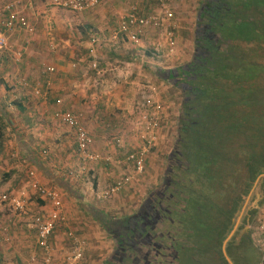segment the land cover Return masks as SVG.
<instances>
[{
  "label": "crops",
  "instance_id": "obj_1",
  "mask_svg": "<svg viewBox=\"0 0 264 264\" xmlns=\"http://www.w3.org/2000/svg\"><path fill=\"white\" fill-rule=\"evenodd\" d=\"M10 1L14 0H0V33L5 22L1 12ZM167 3L176 15L178 0ZM134 5L143 15L157 13L155 0H104L98 8L85 13L55 7L50 0H36L20 9L35 28L34 34L21 28L6 33L9 46L0 50V199L13 198L22 191L27 192L28 199L25 213L18 214L9 208L0 219V228H6L11 239L0 247V264H28L32 256L37 257L34 264H44L37 233L29 226L34 216L45 213L47 204L31 187V171H35L41 186L55 189L63 197L67 224L53 234V264H63L71 246L67 236L70 230L88 243L85 257L78 264H105L118 244L113 238L114 251L95 259L102 251L97 243L102 244L106 232L110 235L97 215L123 219L125 215L119 211H140L148 197L163 186L165 175L150 183L153 174L148 170L157 172L150 155L145 174L122 192L125 197L130 195L131 200L118 203L121 195L116 194L107 201L96 202L118 179L133 173L127 156L138 145V117L129 121L128 116H132L134 109L145 107L143 99L150 93L151 85L147 84L153 76L147 66L157 62L156 66L170 67L175 60H183L179 46L175 57L162 58L154 47V32L139 43H132L119 33L121 18ZM180 24L175 16L176 35ZM149 53L156 62L147 61ZM48 67L55 72L47 73ZM21 80H26L27 85ZM37 91L41 95H36ZM136 103L141 108L135 107ZM66 112L83 120L94 138V152L112 157L111 163L82 162L75 131L60 117ZM163 115L166 117V110ZM166 126L158 131L159 140L168 133ZM116 138L122 140V147L116 144ZM155 148L156 144L153 152ZM148 186L156 187L150 190ZM139 193L143 196L134 210L127 209ZM238 213L233 219L237 226L241 221H237Z\"/></svg>",
  "mask_w": 264,
  "mask_h": 264
},
{
  "label": "trees",
  "instance_id": "obj_2",
  "mask_svg": "<svg viewBox=\"0 0 264 264\" xmlns=\"http://www.w3.org/2000/svg\"><path fill=\"white\" fill-rule=\"evenodd\" d=\"M239 25L254 41L248 51L239 54L249 61L245 70H252L250 75L256 80L241 77L232 67L241 59L237 52H230L225 35ZM147 69L181 95L177 140L167 159L163 186L134 216L137 227L131 230L132 237L120 232L116 235L119 219L97 215L118 244L105 264H216L211 251L217 248L221 252L235 213L264 173V0H201L191 61L171 69L153 65ZM226 70H234L226 76L229 85L218 78ZM214 86L230 92L221 95L214 92ZM234 154L244 158L249 179L245 193L228 211L214 200L218 180H225L235 163ZM201 160L206 168H213L208 179L200 173ZM214 211L226 217L221 230ZM171 213L182 219L176 223ZM257 214L254 211L253 218ZM253 247L249 257L242 252L243 258L233 240L231 255L239 264H264L263 248L256 244L252 231L247 248Z\"/></svg>",
  "mask_w": 264,
  "mask_h": 264
},
{
  "label": "built area",
  "instance_id": "obj_3",
  "mask_svg": "<svg viewBox=\"0 0 264 264\" xmlns=\"http://www.w3.org/2000/svg\"><path fill=\"white\" fill-rule=\"evenodd\" d=\"M34 1L36 0H14L8 2L3 7L1 14L5 15V22L4 31L0 33V50L8 48L9 44L6 33L12 32L16 28L27 31L29 35L34 34L35 28L28 19L20 13L21 7L32 4ZM103 1L104 0H50L53 6L76 13L93 11L98 8ZM167 1L168 0H155L158 6L157 13L151 15H143L138 5H134L130 8L128 13L121 18L119 25V33L132 43H139L149 32H154L155 50L158 54L160 53L164 59L175 57L178 50V40L176 28L174 26L175 14L168 7ZM46 72L53 73L55 69L48 67ZM21 83L24 86L27 85L26 80H21ZM152 91H155V89ZM36 95H41L40 91H37ZM144 100L146 110L141 114L139 121L138 145L137 148L127 156V162L133 165V173L121 177L110 186L103 194V198L105 199L124 191L137 177H142L146 172V164L155 147L158 131L163 126L164 109L161 103L152 101V96H145ZM60 117L65 124L74 129L79 156L83 163H111L113 161V158L110 156L102 157L94 152V138L89 133L80 117L71 112L61 114ZM115 142L118 146L122 147L123 143L120 138H116ZM71 175L73 174L71 173ZM29 177L31 179V187L47 204V212L45 211L43 214L34 216L29 228L37 233L38 246L43 254L42 262L44 264H53L55 257V248L52 244L53 234L56 229L67 224V217L63 210V197L61 192L41 186L37 181L35 171L29 172ZM27 199L28 194L26 191H22L13 198H1L0 219L7 213L9 208L18 214L25 213L27 209ZM10 222L12 221L10 220ZM261 229L264 235V225ZM0 230L3 232V236L0 237L1 247L6 243H10L11 239L6 228H0ZM67 236L71 246L63 259V264H78L85 257L88 243L73 230L68 231ZM36 262L37 257L32 256L28 264H34Z\"/></svg>",
  "mask_w": 264,
  "mask_h": 264
},
{
  "label": "rangeland",
  "instance_id": "obj_4",
  "mask_svg": "<svg viewBox=\"0 0 264 264\" xmlns=\"http://www.w3.org/2000/svg\"><path fill=\"white\" fill-rule=\"evenodd\" d=\"M200 2H201V0H178V3H177L179 11H176L175 16H177V20L181 23L180 24L181 27H180V30L178 31L176 36H177V40H178V46L180 47V49L182 51L181 55L183 57L182 58L183 60L181 59L182 61H180V62L175 60V62H173V65L170 67L169 66H156L158 63L154 60H157V59L154 58V56L151 55L150 53L146 54V56L148 57V58L146 57L147 61L149 60V61H152L153 63L156 62V65L152 64V65H155L153 67H155V68L160 67L162 69H171V68L177 67L181 64H185V63L191 61L193 53H194V30H195L196 17H197V13L199 11ZM230 22H232V21H229V23ZM236 23H239V22L237 21ZM240 26L241 25L235 26V27H238L237 30L236 29L230 30V32L226 33L225 37H226L227 44L230 45V47H229L230 52L234 53V54L238 53L237 55H239V57L241 59V58H245V56L240 55L239 53H244V50L248 51V49L251 45L250 43L254 42V41L253 40L250 41V39L248 38L249 35H246L247 31L246 30L243 31L245 28H240ZM230 52H229V55H231ZM235 52H237V53H235ZM183 53H185V54H183ZM184 57H185V59H184ZM248 62L249 61H247L246 59H244V60L241 59V60H239L238 63L235 64V66L233 64L232 67L239 70L238 73L236 72V74L240 75L241 77H243V76L254 77V75H250L252 73V70H249V69L245 70V67L247 66L246 64ZM169 65H171V64H169ZM232 71H234V70H232ZM232 71H229V70L223 71L221 76H224V77L219 76L218 78H220L221 81L225 80V83L228 84L229 82H228V79H226V76L229 78ZM238 75H236V76H238ZM153 76H152V82H150V84H147V85H151L150 86L151 87L150 93H148L147 95L152 96L153 102L161 103L164 111L166 110V117L167 118L165 117V115H163L164 116L163 117V125L166 126L168 124L165 127V128H167L168 133L165 134V137L162 140H159V138L157 137L156 148H155L154 152L152 151V154H151V156L153 155L152 156V158H153L152 164L156 168L157 172H156V174H154V172L148 168L149 173L153 174V178L150 179V183H151V181H155L157 176L158 177L160 176V178H161V175H165V171L167 169V167H166L167 159H168L170 153L172 152V149H173V147L176 143V140H177V121H178L179 108H180V103H181V95L176 89L172 88L170 85L164 83L163 81H161L160 79H158L155 76L153 78ZM254 78L256 80V76ZM213 88H214L213 89L214 92L219 91L221 93V95H223L227 92L228 93L230 92V89L226 88V87H223L224 89L220 88V87L217 89L216 86H214ZM153 89H155V91H152ZM227 89H228V91H227ZM143 101H144V99H143ZM134 105H135V107L141 108L140 104L137 105V103H136ZM141 109H138V108H137V110L134 109V113L132 114V116H128L129 121L131 120V118H133V121H134V119L138 117L137 120L135 121V123H137L135 126L137 137H138V131H139V127H140L139 121L141 118V114L146 110V107H145V109H144V107ZM129 127L130 126L128 125L125 128V130L129 131ZM130 134H131V132H130ZM233 152H235V151H233ZM233 156L236 157L235 163L233 164V166H230L231 168H229L228 174L224 175V177L226 179L225 180H218L220 183L217 185L216 198L214 200V202H216L218 206L221 205V206L226 207V208L230 207L234 203V200L241 197L245 193L246 188H247L246 186L248 185V179H249V177H247L246 163H244V158L242 156L238 157V155H236V154H234ZM200 163H201L200 173L203 175H206L207 179H208V174L213 168L210 170H209V167L206 168L205 161H203V160H201ZM224 167H225V165H223V168ZM226 170H228L227 167H226ZM221 171H223V169ZM216 178H218V174L214 178L215 182H216ZM257 185H258V183L255 185V182H254L252 187L250 188L249 193L251 195L248 193L245 200L243 201V203L239 209V213L237 212L238 218L241 219V215L244 214V212L242 213V211L245 210L247 207L251 206V203H252L253 197H254L253 192H254ZM156 186H154V188ZM148 187H150V186H148ZM151 188L152 187H150L149 189L150 190L154 189V188H152V189ZM263 189H264V186H263ZM150 190H148V191H150ZM122 192L118 193L121 195V197L117 201L118 203H121L123 200H131V198H129L130 195H129V197L128 196L125 197ZM131 194H133V193H131ZM113 196H115V195H113ZM142 196L143 195L142 194L140 195V193H139V198H137L136 200H133V202L130 201V204H129L127 209H132L131 211H133L134 210L133 208L136 207L135 205H137L139 202L138 199L141 200ZM250 196L252 197V201H251ZM111 197L112 196L105 199V198H103V195H102V196L98 197V199H96V202H104V201L109 200V198H111ZM113 202H116V201H113ZM262 204H264V203H262ZM257 210H259V211H258V214L256 215V217L254 219V226H252L251 230L254 232V238H255L256 244L260 245V247L262 246V248L264 249V244H263L264 239L261 237V235H262L261 234V231H262L261 228L264 225V205H262ZM215 211H214V213H215ZM119 212H120L119 214L122 213L123 215H125L122 217H130V216L136 215L138 210L136 209L133 212H128V210L125 211L123 208ZM217 213L218 212L215 213L214 217L217 218V220H219L220 214L219 213L217 214ZM171 214L173 215L175 222L178 223V218H181V217H178L177 215H174L173 213H171ZM169 218H170V215H169ZM238 220L239 219H237V221ZM236 226H237V224L234 223L232 226V229L235 230ZM232 232H233V230H232ZM101 243L102 244L97 243V246L102 248V251L101 250L98 251L99 256H95L96 260H100L101 257H103L104 255H107L111 250L114 251L115 245H116L113 237L110 236L107 232L104 234V238L102 239ZM109 256H111V254H109ZM259 259H261V255L258 256L257 260H259Z\"/></svg>",
  "mask_w": 264,
  "mask_h": 264
},
{
  "label": "flooded vegetation",
  "instance_id": "obj_5",
  "mask_svg": "<svg viewBox=\"0 0 264 264\" xmlns=\"http://www.w3.org/2000/svg\"><path fill=\"white\" fill-rule=\"evenodd\" d=\"M236 200H234V203L236 202ZM234 203L230 207L227 208L228 211L232 209ZM254 211H259V210L253 209L252 211H249L248 214H245V213L243 214V216L241 217V221L242 222L240 221V224L238 225V228L236 229V232H234L233 237L231 238V240L228 242V244L226 246V253H227L228 257L231 259L233 264H239L238 260L235 261V259H233V258H235V256L232 257V255H231L232 254L231 243H232L233 240L235 241L236 246L238 247V252L240 253L241 256L243 254L242 252L246 251L247 253H245V256L248 255V257H249L250 253L252 252V251L250 252V250L254 251V247L250 248V249L247 248L248 246L251 245V233H252L251 229H252V223L254 222V219H255V218H253ZM237 212L235 213V215L237 214ZM134 216L135 215L130 216V217H123V219L122 218L119 219V222H118L119 226H116L117 229H118V231H116L117 232L116 235H118V232H120V233H124V235H128L129 237H132V235L130 234L131 230L137 227L136 226L137 222L133 220L136 217V216L135 217ZM221 216H223V218L220 217V219L217 220V223H216V226L220 225V227H221L220 230L223 228V223L226 221V219H224L225 215H221ZM249 216H250V218H249ZM233 219H234V217H233ZM233 219H232V222H231L232 226L235 223L233 221ZM237 219H238V217H237ZM244 223H246V224L249 223L250 229L248 230V232L246 234L243 235V232H244V229H245L244 228L245 227ZM214 226H215V223H214ZM232 226H231V229H230L227 237L225 238V240L231 234V232L233 230ZM214 230H216V229H214ZM219 231L217 233H221ZM239 238H241L240 241L238 240ZM247 239H249V240H247ZM119 240H122V239H119ZM224 241L222 242L221 252L220 253L218 252L217 248H213V251H211L212 258L216 262V264H228V261L226 260V257H225L224 252H223ZM245 256L244 257L242 256V257L245 258ZM253 257L254 256H252L251 259H253Z\"/></svg>",
  "mask_w": 264,
  "mask_h": 264
},
{
  "label": "water",
  "instance_id": "obj_6",
  "mask_svg": "<svg viewBox=\"0 0 264 264\" xmlns=\"http://www.w3.org/2000/svg\"><path fill=\"white\" fill-rule=\"evenodd\" d=\"M263 185H264V174L258 178V185L256 186V188L253 192L254 200L252 201L251 206L247 207L245 210H243L242 213L244 212L245 214H248L249 211H252L253 209H259L260 208V203L264 200V189L262 187ZM249 229H250V225L248 223L244 229L243 235L246 234ZM234 231L229 235V237L224 241V244H223V252H224V255L226 257V260L228 261V264H233V263L226 253V246H227L228 242L231 240V238L233 237ZM240 239L241 238H239L238 240L240 241Z\"/></svg>",
  "mask_w": 264,
  "mask_h": 264
}]
</instances>
